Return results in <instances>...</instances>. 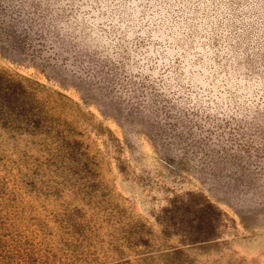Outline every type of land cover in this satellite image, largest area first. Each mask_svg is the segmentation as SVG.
<instances>
[{
  "label": "rangeland",
  "instance_id": "1",
  "mask_svg": "<svg viewBox=\"0 0 264 264\" xmlns=\"http://www.w3.org/2000/svg\"><path fill=\"white\" fill-rule=\"evenodd\" d=\"M0 264H264V0H0Z\"/></svg>",
  "mask_w": 264,
  "mask_h": 264
}]
</instances>
